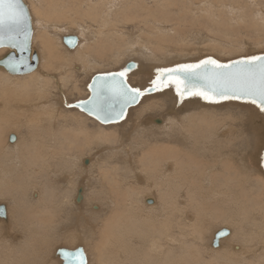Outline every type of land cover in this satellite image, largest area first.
I'll return each instance as SVG.
<instances>
[{
    "label": "bare ground",
    "instance_id": "obj_1",
    "mask_svg": "<svg viewBox=\"0 0 264 264\" xmlns=\"http://www.w3.org/2000/svg\"><path fill=\"white\" fill-rule=\"evenodd\" d=\"M24 1L40 66L0 67V264H63L58 249L79 246L87 264H264V129L248 127L264 110L133 84L264 48V0ZM120 70L142 96L109 129L75 105L90 91L71 96Z\"/></svg>",
    "mask_w": 264,
    "mask_h": 264
},
{
    "label": "water",
    "instance_id": "obj_2",
    "mask_svg": "<svg viewBox=\"0 0 264 264\" xmlns=\"http://www.w3.org/2000/svg\"><path fill=\"white\" fill-rule=\"evenodd\" d=\"M33 26L28 5L24 0H0V48L10 50L0 57V67L14 75H24L37 70L39 54L32 49ZM65 44L75 48L78 37L65 36ZM130 62L127 69L135 68ZM172 83L179 101L190 95H200L204 100L249 101L264 110V52L240 57L227 62L208 56L198 62L177 64L159 70L152 86L144 92L152 93ZM89 98L75 103L86 114L102 124L121 122L130 107L137 105L142 92L133 88L123 70L96 75L88 85ZM15 137H11V141ZM4 207L0 206V215ZM227 228L216 232L214 245L229 234ZM57 253L63 264H87L83 246L74 249L59 248Z\"/></svg>",
    "mask_w": 264,
    "mask_h": 264
},
{
    "label": "rangeland",
    "instance_id": "obj_3",
    "mask_svg": "<svg viewBox=\"0 0 264 264\" xmlns=\"http://www.w3.org/2000/svg\"><path fill=\"white\" fill-rule=\"evenodd\" d=\"M61 18H62V17H61ZM201 23L204 24V22H202V21H201ZM205 32H206V31H205ZM220 33H222V32H220ZM250 40H251V41H252V40H256V38L253 36V37L250 38ZM260 47H261V46H260ZM260 47L254 48L255 50L251 47V49H250L249 51H247V49H249V48H247L246 50H244V53L240 52L239 54H237V53H238V52H237L236 54H237V55L246 54L247 56H251V54H256V53L259 54V53H261V52H264V48H263V46H262V49H259ZM252 49H253V51H252ZM256 49H257V50H256ZM205 53H206V52H205ZM208 54H209V53H207V55H208ZM204 55H206V54H204ZM224 59H225V58H224ZM226 61H227V60H226ZM229 61H230V60H229ZM142 63H144V62L141 61L140 64H142ZM144 64H145V63H144ZM39 66H40V64H39ZM39 66H38V68H39ZM38 68H37V69H38ZM160 68H161V67H160ZM1 69H2V68H1ZM3 70H4V69H3ZM75 70L78 71L76 68H75ZM56 73H57V72H56ZM157 73H158V71H157V72H153V73H151L150 75H152V74H153V75H155V74L157 75ZM142 74H143V73H142ZM143 75H144V74H143ZM143 77H146V76H143ZM82 79H83V78H82ZM82 79H81V80H82ZM131 79H132V78H131ZM134 81H135V80H134ZM134 81H133V84H134V85H136V83H137V84H140L139 86H142V88L151 87V86L153 85V84H150L149 81H147L146 83H145L144 81H142V80H141V81L136 80L135 82H134ZM91 82H92V80H91L90 82L87 81V82H86V83H87L86 86H85V82H83L84 84H83V83H80L79 86H80L81 84H82V86H80L78 92L75 91V92L73 93V95L71 96V98H72V99H74V98H77V99H83V98H85V96H86L87 94H89L88 85H89ZM88 83H89V84H88ZM85 91H86V92H85ZM76 94H77V95H76ZM74 95H75V96H74ZM79 95H80V96H79ZM81 95H82V96H81ZM69 96H70V95H69ZM73 96H74V98H73ZM76 96H77V97H76ZM74 100H76V99H74ZM260 109H261V108H260ZM156 113H160V112H156ZM96 122H97V121H96ZM123 122H124V121H122V123H123ZM97 123H99V122H97ZM119 124H121V122H120ZM101 125H102V124H101ZM115 125H116V123L113 124V125H105V126L102 125V127H107V126H108L109 129H114V128H110V127H111V126H112V127H115ZM33 127H36V125L34 124ZM246 127H247V126H246ZM248 127L255 128V130H261V131H262V130L264 129V112H263V114L261 115V117H260L259 119L255 120V121H252V124H249ZM14 128L17 129V127H14ZM108 128H104L105 131H108ZM15 129H12V130H15ZM10 130H11V129H10ZM123 131H124V130H121V133H122V134H123ZM125 132H126V131H125ZM125 132H124V133H125ZM5 133H6V131H5ZM5 133H4V138H5V140H7L6 136H7L8 133H6V135H5ZM12 134H16V133L14 132V133H11V135H12ZM9 140H10V138H9ZM128 140H129V139H128ZM128 140H127V142H129ZM6 142H7V141H6ZM106 143H107V144H104V145H109V144H110L109 142H106ZM108 143H109V144H108ZM112 143H116V142H112V141H111V144H112ZM95 151H96V150L93 151L94 153H93V152H92V153H91V152L88 153V154L84 157V158H86V161H87V156H88V161H87V162H86L85 160L83 161L85 165L90 164L89 159L93 157L92 155L96 153ZM100 151H101V150H100ZM102 151L104 152L103 154H105V152H107L108 150H107V149H106V150L103 149ZM110 153H112V152L109 150V154H110ZM89 154H90V155H89ZM91 154H92V155H91ZM89 156H91V157H89ZM97 156H99V155L97 154ZM106 156H107V155H106ZM94 159H96V158H94ZM97 159H98V160H97ZM97 159H96V161H97L98 164H96V162H95V164L98 165V166H95V168H94L95 170H96V168L98 169L99 165H100V167L103 166L102 164L105 163V159H106V161H107L108 157L105 158V156H102L100 159H99V158H97ZM111 159H113V158H111ZM101 160H102V161L104 160V163L101 162ZM107 162H108V161H107ZM115 162H116V161L114 160V163H115ZM99 163H100V164H99ZM114 163L110 162V163H107V165H112V164H114ZM107 165H106V167H107ZM100 167H99V168H100ZM106 167H105V168H106ZM92 171H93V173L95 174V173L99 172L100 170L98 169L97 171H94V170L92 169ZM98 174L100 175V173H98ZM96 175H97V174H96ZM82 179H83V178H82ZM86 179H88V178H86ZM84 181H85V180H84ZM77 182H78V181H77ZM79 190L81 191V188H80ZM0 201H1L0 203L5 202L3 199H0ZM187 211H189V210H187ZM189 212H192V211H189ZM225 225H226V226H229L228 224H224V226H225ZM230 226H231V225H230ZM231 227H232V226H231ZM62 241H63V240H62ZM62 241H61V242L59 241V243H55V245H56V244H65V241H63V242H62ZM52 244H53V243H52ZM75 244H78V243H74L73 245H70V246H73V247H74ZM55 245L53 244V247H54ZM68 245H69V244H68ZM210 245H211V243H210ZM51 246H52V245H51ZM85 246H86V248L88 249V245H85ZM211 246H212V245H211ZM212 247H214V246H212ZM92 248H93V247H92ZM52 249H53V248H51V250H52ZM89 249H91V248L89 247ZM89 249H88V250H89ZM91 250H92V249H91ZM89 251H90V250H89ZM57 258H58V257H57ZM92 264H93V263H92Z\"/></svg>",
    "mask_w": 264,
    "mask_h": 264
}]
</instances>
